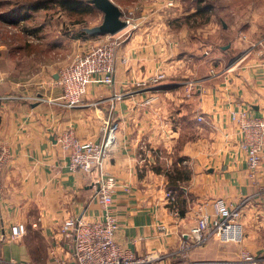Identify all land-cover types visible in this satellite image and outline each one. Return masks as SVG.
Wrapping results in <instances>:
<instances>
[{
    "label": "crops",
    "instance_id": "obj_1",
    "mask_svg": "<svg viewBox=\"0 0 264 264\" xmlns=\"http://www.w3.org/2000/svg\"><path fill=\"white\" fill-rule=\"evenodd\" d=\"M175 7L173 15L151 13L134 19L136 28L128 34L119 33L114 85L90 86L79 108L53 104L63 92L57 73L52 81L45 79L52 65L33 71L43 72L35 83L22 70L0 71V97H11L0 102V151L10 153L0 175V264H48L55 258L72 262L73 240L63 236L61 226L70 218L98 219L102 209L95 198L96 174L72 173L58 138L72 130L82 142H101L104 118L120 125L118 143L104 162V172L119 186L113 212L117 242L136 255L176 250L204 213L215 215L219 201L235 206L257 191L231 115L249 111L264 116V57L231 66L228 56L238 55L247 42L237 39L212 54L200 33L180 23L183 15L176 13L182 8L179 3ZM94 37L100 36L76 38L83 55L104 43ZM212 69L225 72L212 76ZM162 72L168 79L159 87L113 100L115 93L132 91ZM189 81L196 83L190 98L184 87ZM178 158L187 159L184 168L190 173L182 187L188 198L184 216L173 211L177 199L165 175ZM256 180L264 184V154ZM241 222L246 233L242 244L213 241L193 252L190 263L245 264L241 253L249 251L248 239L264 246V238L250 233L252 227L264 228V199L249 204ZM14 226L21 228V238L13 234Z\"/></svg>",
    "mask_w": 264,
    "mask_h": 264
},
{
    "label": "built area",
    "instance_id": "obj_2",
    "mask_svg": "<svg viewBox=\"0 0 264 264\" xmlns=\"http://www.w3.org/2000/svg\"><path fill=\"white\" fill-rule=\"evenodd\" d=\"M123 19L127 22L125 31L128 34L136 26L130 18ZM120 33V32H119ZM119 33L116 34L115 43L104 42L91 52L77 57L73 63L64 68L58 75V84L62 88V97L54 105L65 109H76L83 105L87 91L92 85L105 84L113 86L118 65V50L121 45ZM109 39L110 35H108ZM113 37V36H112ZM108 39V40H109ZM247 46L234 57L230 65L245 63L253 57H264V35L257 40L248 41L244 37ZM225 71L216 72L211 70L212 76H218ZM168 79L164 72L151 78L147 82H140L132 91L115 93L113 100L122 101L126 97L137 95L141 91H149L159 87ZM185 94L192 97L195 92L196 83L189 81L185 83ZM11 97H0L1 101L10 100ZM25 101H41L40 98L22 97ZM153 98L147 101L152 103ZM98 106V103L92 104ZM199 122L203 117H199ZM233 124L238 129L240 137V148L246 156L248 170L254 184L258 186L257 191L247 198L242 199L237 205L232 206L225 201H219L216 205V213L210 216L204 213L191 229L186 239L180 246L167 254L136 255L117 242L119 225L114 216L115 195L119 188L116 178L104 172V162L108 154L118 143L120 125L111 119L102 120L101 142H82L73 131H65L58 138L62 150L69 158V170L72 173H80L84 176L96 174L99 190L96 193V201L102 209V216L95 220H83L70 218L61 226L60 231L64 237L73 240L72 262L65 259L55 258L48 264H160L166 261L176 260L178 264H191L190 259L193 252L205 248L209 243L216 241L221 244H242L246 238L244 225L241 222L244 210L254 201L264 199V184H258L256 176L259 174L264 154V116L255 117L249 111H237L231 115ZM10 158L7 149L0 151V175ZM185 162L184 165H187ZM171 195H169L170 197ZM172 198V197H171ZM173 211L178 214L177 202H173ZM13 234L21 238L23 232L19 226L12 228ZM245 264H259L261 260L254 257L251 252L244 250L241 253ZM7 264H18L10 261ZM42 264V263H38Z\"/></svg>",
    "mask_w": 264,
    "mask_h": 264
},
{
    "label": "rangeland",
    "instance_id": "obj_3",
    "mask_svg": "<svg viewBox=\"0 0 264 264\" xmlns=\"http://www.w3.org/2000/svg\"><path fill=\"white\" fill-rule=\"evenodd\" d=\"M16 1L0 0V71L22 70V76L27 80L32 79L31 83L38 81L37 76L43 73L38 72L33 75L36 68L52 65L51 70L44 73L45 79L52 81L53 73L59 75L77 57L82 56L77 47L76 38L86 29L97 27L103 22V14L97 10L85 16L86 27H84L74 25L73 21L76 17L71 19L59 6H53L50 10L26 11L17 6L14 7ZM20 1L31 3L30 0ZM169 2L181 5L182 11L176 13L178 15L182 13L181 19H184L191 10H195L198 2L211 4L214 7L211 21L201 28L191 30L204 37V41H207L205 47L214 50L212 54L219 53V47L230 46L237 39L244 41V37H247L248 41H253L264 35V0H122L119 2V7L127 19L136 20L142 16L149 17L151 13L175 14L177 7L175 4H170L168 8L166 4ZM18 13L23 16L29 15L30 19L14 24L13 16ZM26 28L37 30V32L30 33ZM94 38L102 42L109 41V44L115 43L116 40L119 43L115 35L110 36L111 39L101 35ZM84 39L80 38L79 41ZM236 55L237 53L228 56L227 62H231ZM57 86H59L58 80ZM251 229L250 233L253 236L264 238V228L260 227L256 230L255 226ZM253 241L254 237L248 239L249 252L262 261L259 264H264V250L260 251L264 246L255 245ZM178 263L179 261H176L174 264Z\"/></svg>",
    "mask_w": 264,
    "mask_h": 264
},
{
    "label": "trees",
    "instance_id": "obj_4",
    "mask_svg": "<svg viewBox=\"0 0 264 264\" xmlns=\"http://www.w3.org/2000/svg\"><path fill=\"white\" fill-rule=\"evenodd\" d=\"M31 3L27 1L17 0L14 7L17 6L26 11H39V10H50L53 6H59L67 13V15L73 19L74 25H80L86 27V15H90L95 10L99 11L92 5L88 0H30ZM122 0H113L116 5ZM28 3V4H27ZM14 9V8H13ZM214 7L211 4H203V2H198L195 8V12L191 11L181 19V24L187 26L190 30L198 29L208 24L211 21V13ZM15 10V9H14ZM13 11V10H12ZM14 24H18L20 21H28L30 19L29 15H24L18 13L13 16ZM180 21V20H178ZM28 32H37V30L26 28ZM84 31V30H83ZM89 35L84 31L78 38L87 39ZM186 158H178L173 166L166 172V177L168 181V190L173 193L177 199L178 208L181 216H184L187 212L188 198L184 193L182 187L190 179V173L184 168V163ZM155 170V169H154ZM155 171H159L156 169Z\"/></svg>",
    "mask_w": 264,
    "mask_h": 264
},
{
    "label": "water",
    "instance_id": "obj_5",
    "mask_svg": "<svg viewBox=\"0 0 264 264\" xmlns=\"http://www.w3.org/2000/svg\"><path fill=\"white\" fill-rule=\"evenodd\" d=\"M90 3L103 14L101 25L85 30L90 36H114L127 27L122 10L113 0H91Z\"/></svg>",
    "mask_w": 264,
    "mask_h": 264
}]
</instances>
